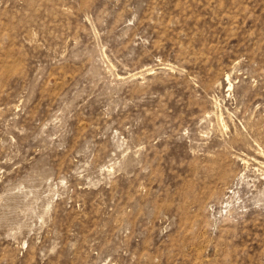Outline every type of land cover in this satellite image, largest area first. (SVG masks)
I'll list each match as a JSON object with an SVG mask.
<instances>
[{
    "label": "rangeland",
    "instance_id": "rangeland-1",
    "mask_svg": "<svg viewBox=\"0 0 264 264\" xmlns=\"http://www.w3.org/2000/svg\"><path fill=\"white\" fill-rule=\"evenodd\" d=\"M0 264H264V0H0Z\"/></svg>",
    "mask_w": 264,
    "mask_h": 264
},
{
    "label": "bare ground",
    "instance_id": "bare-ground-1",
    "mask_svg": "<svg viewBox=\"0 0 264 264\" xmlns=\"http://www.w3.org/2000/svg\"><path fill=\"white\" fill-rule=\"evenodd\" d=\"M212 170V169H211ZM219 170V169H218ZM213 172V171H212ZM216 174V173H215ZM214 175V174H213Z\"/></svg>",
    "mask_w": 264,
    "mask_h": 264
}]
</instances>
